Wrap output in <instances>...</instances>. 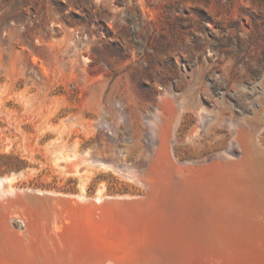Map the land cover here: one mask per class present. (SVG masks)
I'll list each match as a JSON object with an SVG mask.
<instances>
[{
  "label": "rangeland",
  "instance_id": "rangeland-1",
  "mask_svg": "<svg viewBox=\"0 0 264 264\" xmlns=\"http://www.w3.org/2000/svg\"><path fill=\"white\" fill-rule=\"evenodd\" d=\"M254 209L264 0H0V264H139Z\"/></svg>",
  "mask_w": 264,
  "mask_h": 264
},
{
  "label": "bare ground",
  "instance_id": "bare-ground-1",
  "mask_svg": "<svg viewBox=\"0 0 264 264\" xmlns=\"http://www.w3.org/2000/svg\"><path fill=\"white\" fill-rule=\"evenodd\" d=\"M70 167L71 166L69 164L66 166V168H70ZM76 167H77V165H76ZM70 169H72V168H70ZM194 175H196V174H194ZM202 194H203V192H202ZM14 196H15V194H14ZM78 198H80V200H82V201H85V199H86V197L84 195L78 196ZM107 199H108V197H106V198L99 197L97 200L99 202H101V201H105ZM185 200L186 201L188 200V203L186 204V208H188V209L193 208L196 211L200 212L201 209L203 208V206H201L202 205L201 201L203 202V200H195V198H193L192 195L189 196V194H188V197H186ZM122 204H124V203L122 202ZM119 205H121V202ZM183 206H185V205H183ZM251 211L252 212L247 211L245 216H247L248 214H253L254 216L256 215V217H251L252 219H250L247 216L245 220L241 219L242 222H239L240 221V219H239V221H238L239 223H236V224L234 222L232 224L229 223L230 226H224V227L223 226H217L218 225L217 223L215 225L212 222H209L208 224H206L204 221H202L201 217L198 218L196 216L198 218V220L197 221L191 220L192 222H194V223H191V225H187L186 223L179 222L182 224L180 226L176 225L174 231L171 230L170 233H168L167 231H164V230L159 231L160 229L156 230L155 232H153V230H152L153 234H151L152 235L151 239L157 241L156 243L158 244V246L161 245L160 246L161 248H158V249L156 248V249H157V251H159V252H157V254L159 256H162V257L154 258L153 260L138 259L137 262L139 264H153V263L154 264H166L167 263V261L165 260L166 256L170 255L172 257H177L176 259L179 260V262L181 259H182L181 260L182 262H185L183 260H187L186 263H184V264H189L190 262H191V264H193V262H195L196 260L198 262H201L202 264H264V212H261V210H260V212H257V210H255V209L251 210ZM187 212L191 213L190 211H187ZM203 212H204V209L200 213L203 214ZM260 215H261V217H260ZM191 216L193 218L195 217L193 215H191ZM243 218H245V217H243ZM180 219H179V221H180ZM153 221H154V219H153ZM184 221L185 220H183V222ZM223 222H225V221H223ZM210 223L214 227V229H212V227L209 226ZM148 226H149V224H148ZM153 226L155 227V225H153ZM161 229H162V227H161ZM154 237H155V239H154ZM252 242L254 243V245ZM154 245H155V242H154ZM154 245H152V246H154ZM193 259H196V260H193ZM164 260L166 261V263L163 262ZM171 260H173V258ZM188 260L189 261L191 260V261L188 262ZM192 260H193V262H192ZM168 261L170 262L169 259H168ZM180 264H181V262H180ZM196 264H199V263L196 262Z\"/></svg>",
  "mask_w": 264,
  "mask_h": 264
}]
</instances>
